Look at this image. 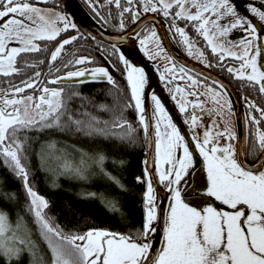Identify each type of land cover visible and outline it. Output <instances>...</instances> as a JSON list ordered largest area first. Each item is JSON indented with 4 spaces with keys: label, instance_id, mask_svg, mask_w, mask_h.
I'll use <instances>...</instances> for the list:
<instances>
[{
    "label": "snow or ice",
    "instance_id": "6c2138e0",
    "mask_svg": "<svg viewBox=\"0 0 264 264\" xmlns=\"http://www.w3.org/2000/svg\"><path fill=\"white\" fill-rule=\"evenodd\" d=\"M86 2L99 16L98 7L103 5H98V0ZM41 3L46 4L48 0H0V76L24 75L26 68H39L45 63L43 59L29 62L24 54L47 52V45L42 47L38 42L51 43L62 33L77 29L70 15L38 7ZM105 5H113L118 10L121 31L126 28V14L134 24L140 20L141 13H159L165 19L170 18L169 28L181 37L187 55L199 58L205 67L216 66L207 61L205 53L196 47L197 42L187 35L186 28L191 25L221 64L227 58L239 62L238 67H227L229 74L253 93L258 92L264 97V44L260 42L264 39V32L238 11L234 0H105ZM245 7L251 18L264 25V0H258V5L256 0H249ZM110 17L111 14L102 19L108 23ZM180 20L188 22L185 27L178 26ZM236 29L247 33L238 43L228 39ZM135 37L142 51L147 48V42L152 41L159 48L156 55L164 53L154 29L143 37L136 32ZM79 38L78 34L59 41L51 51L48 72L35 71L19 84L8 81L10 87L0 89V162L14 179L20 181L25 196L24 212L32 217L50 254L45 259L39 245L32 239L24 216L15 208L19 203L17 192L0 188L3 202L12 205L16 214L13 223L12 213L0 207V259L5 264H12L13 260L19 262L27 254L28 264H264V107L244 97L247 109L245 132L238 137L227 123L221 129L216 122L217 116L224 123V112L235 115L226 87L218 80L211 81L210 85L204 83L210 78L203 74L194 77L191 70L185 66L177 67L169 57L172 67L165 70L178 74L172 77L173 81L186 76L190 86L203 83L206 88V93L200 94L179 86L173 89L172 98L177 101L179 112L187 113L189 106L193 109L185 120V123L190 121V131L194 132L202 123V116H197L196 110L209 115L212 120L205 127L202 138L193 136L195 150L202 158L206 182L195 177L186 180L190 173L193 176L195 173L194 152L155 94L150 97L154 106L150 118L154 123H150L146 115L148 79L144 70L119 54L126 81V87H121L104 67H79L93 63L89 57L66 52L65 46ZM111 47L112 54L120 53L115 43ZM64 55L70 58L54 67ZM68 68L75 70L58 75L62 69ZM160 79L164 81V75L161 74ZM89 82L110 85L107 94L113 103L94 104L82 93L69 91L74 85ZM28 89L38 91L40 95H22ZM199 95H206L217 107L205 109ZM189 96L194 99H187ZM74 99L82 101L75 108L71 106ZM88 105L95 111H89ZM129 109H134L139 128L126 118ZM140 131L145 142L154 144V156L149 154L143 161V176L135 177L137 184L145 185L141 227L120 233L106 228L66 230L56 223V218L46 211L50 209L49 200L30 182L28 153L33 137L29 134L62 133L70 139L105 142L119 147L135 144ZM221 138L225 143L221 144ZM234 142L240 144V159H237ZM72 148L73 151H68L67 146L61 147L50 137L36 153L40 170L53 174L50 187L58 188L57 180L61 176L87 182L98 175L121 192L128 191L119 177L107 170L108 155L103 148L85 150L74 145ZM246 156L252 157L255 163H246ZM112 163L122 167L124 161L113 160ZM153 167L155 177L169 193L168 208L163 217L157 203ZM182 181L188 187H182ZM78 195L81 199H99L109 212L119 214L122 221H127L119 197L109 198L104 192L94 191ZM214 202L231 211L219 208ZM161 219L164 221L162 244L153 251L150 234L157 232L154 224Z\"/></svg>",
    "mask_w": 264,
    "mask_h": 264
},
{
    "label": "trees",
    "instance_id": "16d2710c",
    "mask_svg": "<svg viewBox=\"0 0 264 264\" xmlns=\"http://www.w3.org/2000/svg\"><path fill=\"white\" fill-rule=\"evenodd\" d=\"M43 6H52L53 8L62 9L58 0H48V3ZM63 36L57 38V41H53L52 48L55 47L59 40ZM95 40L84 37L80 40L84 46H80L79 55L84 54L90 56L93 60V64L105 63L110 69L111 74L121 87H126V81L123 75V67L118 59V54H112L111 47L104 44L105 52H98L97 45H94ZM48 42H44L47 45ZM68 46V45H66ZM69 48V47H68ZM27 54H24L26 56ZM107 57V60L104 59ZM115 65V67H113ZM119 69V70H117ZM5 80L8 77L4 78ZM10 86L0 87V89H7ZM111 86L107 83L101 82H89L83 83L78 88L77 92L82 93L84 96L93 100L94 104L107 103L111 105L113 103L112 97L108 95V90ZM82 101L74 99L71 106L77 107ZM89 111H95L91 105H88ZM126 118L133 123L137 128L140 126L136 121V113L134 109H129L125 113ZM106 118V117H105ZM33 137L31 144L32 147L29 150L28 165L31 170L30 182L33 184L37 192L46 197L50 202V209L46 210L48 215L56 218V223L67 229H87V228H106L111 231H117L120 233H127L130 230L140 228L143 219V207H142V194L145 190L144 184H137L135 177L143 176L142 172V156L144 153L145 139L143 132L140 131L138 139L135 144L115 146L111 143L95 142L89 143L86 140H79L75 138H69L62 133H30ZM55 139L59 142L61 147L67 146L68 151H73L72 146L82 147L85 150H91L95 147L103 148L107 155L106 168L127 186V192H121L115 185H113L106 178L101 176H93L89 181L69 180L64 176L59 177L57 183L58 188L53 189L50 184L53 180V174L41 171L36 153L41 150V145L49 138ZM113 160H123L122 167L114 166ZM54 167V165H51ZM0 181L3 184L0 185L5 191L15 190L19 196V203L15 205V208L19 210L20 215L28 221H31L32 217L24 212L23 205L25 203V196L21 191L20 181L14 179L12 174L3 167L0 162ZM84 191L104 192L109 198L119 197L122 211L127 215V221H122L119 214H113L107 210V208L100 202L99 199H81L78 195ZM0 207L7 209L12 213L11 219L16 218V214L13 211V206L4 203L2 197H0Z\"/></svg>",
    "mask_w": 264,
    "mask_h": 264
},
{
    "label": "flooded vegetation",
    "instance_id": "af4514ba",
    "mask_svg": "<svg viewBox=\"0 0 264 264\" xmlns=\"http://www.w3.org/2000/svg\"><path fill=\"white\" fill-rule=\"evenodd\" d=\"M79 1L82 2V4L84 5V7L88 11V13H91L95 17V19L98 21V23H100V25L102 24V26L104 28H106L108 31H110L111 33L114 32V33L122 34L124 32L131 31L134 26H137L138 24H141L142 27L137 31V32L141 33V37H143L146 34V32H148L149 30H153V29L156 31V33H157V35L159 37V33L157 31V27L155 26V24L147 23V22L144 21V18L146 16H154V15L157 16L166 25V31L168 32L170 40L173 42L175 48L179 52H181L186 59H190L191 61L197 63L198 65L200 64L208 72H213L218 78L222 79L223 82H225V85H227L231 90H233L236 93V95H237V97H238V99H239V101H240V103L242 105V110H243V114L244 115L246 114V111H247L246 106H245L244 97H249L255 103H257L260 107H264V97L259 96L258 92L253 93L250 88L244 86L241 81L236 80L231 74H229L227 72V70H226L227 67H238L239 62L236 61V60H233L231 58H227L221 64V62L218 61V57L214 56L211 53L210 49H208L207 46H206V42L203 40L202 37H200V36H198L196 34L194 28L191 25H188L187 28H186L187 35L191 39H193V40H195L197 42L196 43V47H198L201 51H203L205 53V58L207 59V61L209 63L213 64V65H216V66H214V67H205L204 63L200 62L199 58L190 57L189 55H187L185 46L180 42L181 41V37L176 35L174 33V31L170 30V28H169V25L172 23L170 18L169 19H165V17L162 16L161 14H159V13H153V12L141 13L140 20L137 23L134 24L131 21V17L128 14H126L125 15L126 28L123 31H121L119 29V27H118V25H119L118 10L113 5H105V0H98V5H103V7H98V11L100 12V15L98 16L95 12H93L92 8L89 6V4L86 2V0H79ZM234 2H235V4L238 7V11L242 15H245L246 17L252 19L253 22L256 23V26L258 27V29H260L261 32H264V25H261L258 21H255V19L251 18L250 14L247 13L245 4L248 3L249 0H234ZM256 3L258 5V0H256ZM37 6L41 7V8H52L54 10L59 9L58 7L57 8H53L52 6H48V5L43 6L42 4H38ZM139 7H140V5H139V3H137V8L139 9ZM64 14H66V13L64 12ZM109 14H111L109 22L105 23L104 20L102 19V17L103 18H107V17H109ZM66 15H69V14H66ZM72 22L75 23L73 19H72ZM187 23L188 22L183 21V20L177 21L178 26L182 27V28L185 27V25ZM78 34L80 36L79 39L74 41L72 44H69L68 46H65L66 52L69 53V54L72 53V52H75L78 57H89L91 59L90 56H87V55H84V54H81V55L78 54L80 46H84L82 43H80V40H83L84 37H89V38L93 39L91 36H89L88 34L83 32V30L78 25H77V29L76 30H69L66 33H62L61 35L63 36V38H61V40H59V41H62L63 39H67V38L72 37V36H77ZM246 36H247L246 32L242 31L241 29H236L229 35L228 39L238 43L242 38H244ZM221 39L223 40V38H221ZM93 40H95V39H93ZM135 41L139 44V41H138V39L136 37H135ZM261 41L264 43V39H262ZM44 42H46V41L38 42V43H40L41 46L43 47L45 45ZM94 43H95L94 45H97V47H98V52L102 53V52L106 51V49L104 47V44L99 43L97 41L94 42ZM147 44H148V46L144 50V53H146L148 55V57L150 58V60L152 62H154L155 64L159 65V66H157L159 71L156 68L155 69V74H156V76H157V78H158V80L160 82V85H162V88H163L165 94L169 97L171 103L176 108L178 114L180 116H182V118H183V120L185 122V120L188 118V116L192 113L193 109L189 106L188 112L185 113V114H181L179 112V110H178V107H177V101L173 100V98H172L173 89L175 87L179 86V87L185 88L186 91H189V92L196 91L198 94H200V93H206V88H205L203 83L202 84H198L196 86H190V82L187 80L186 76L184 77V79L177 78L176 80L173 81L172 77L176 76L178 74L176 72H169V71L165 70L166 68H171L172 67V64H171V62L169 60V57L172 58V56L170 55L169 52H167V50H166V48L164 46V43L161 41L160 37H159V47L164 50V53L162 55H159V56L156 55V53L159 51V48L157 47L156 43H154L152 41H148ZM52 45H53V42H51V43L48 42L47 43V47H48V51L47 52L30 53V54H27L25 56V58L28 59L29 62H36V61H38L40 59H43L45 61V63L43 65H41L39 68H32V67L26 68L24 75H16V76H13V77H8V79H6V80L4 79L6 77L0 76V87L10 86L8 81H12L15 84H19L21 80L26 79L29 76H32L33 73L35 71H38V70L41 71V72H48V70H49L48 69V60L50 59L51 51H53L54 48L57 46L56 45L55 47L52 48ZM233 50L234 51L238 50L237 52L240 51L239 48H233ZM69 58H70L69 55H64L63 59H58L54 63V67L55 66H60L62 63H64ZM104 59H106V61H108L106 56H104ZM172 60H173V58H172ZM175 64H176L177 67L182 66L181 64L176 63V62H175ZM79 67H88V68L104 67L111 74V69L105 63H102V64H93L92 63V64H89V65H83V66H79ZM72 70H75V69H72V68L62 69V71L60 73H58V75H63L64 72L72 71ZM161 74L164 75V77H165L164 81H162L160 79ZM191 74L194 77H199L200 76V74H198V73H196V72H194L192 70H191ZM211 81H213V80H208V81H205L204 83H207V84L210 85ZM103 83H106V82H103ZM80 85H82V84H80ZM80 85H74L72 88L69 89V91L70 92L71 91H76L77 92L79 90L78 87ZM48 86L49 87H57L55 85H48ZM24 94H34L35 96H39L40 92H38V91L33 92L32 89H28L22 95H24ZM177 98L179 99V94H177ZM187 99L193 100L194 97L189 96V97H187ZM199 99H200L201 102H203V105H204L205 109H207V110H213L214 108L217 107L216 105L213 104V102L210 99H208L206 97V95H199ZM232 106H233V103H232ZM233 110H234V106H233ZM196 114H197V116H202V123L195 128L194 132L193 131H190V132H192L193 135H198V136H200L202 138L203 132L205 130V127L210 125L212 123V120L210 119L209 115H207V114H205V113H203V112H201L199 110H196ZM213 114L215 115V112ZM254 114L258 115L256 113H254ZM223 119H224V123H221L220 122V117L217 116L216 122L219 124L220 128L223 129L225 127V124L227 123L228 126L231 128V130L234 133L237 134V125H236L235 115H230L229 113L224 112L223 113ZM185 124L190 129V121H189V123H185ZM223 143H225V141L223 140V138H221V144H223ZM234 143H235L236 150H237V153H238L237 159H240L238 142H234ZM245 159H246V161H247V163L249 165H252V164L255 163V160L252 157H250V156H246ZM161 188H163L165 191H167L163 187V185H161ZM168 203H169V201H168ZM161 244H162V242H161Z\"/></svg>",
    "mask_w": 264,
    "mask_h": 264
},
{
    "label": "water",
    "instance_id": "95a60500",
    "mask_svg": "<svg viewBox=\"0 0 264 264\" xmlns=\"http://www.w3.org/2000/svg\"><path fill=\"white\" fill-rule=\"evenodd\" d=\"M59 3H61L66 14H69L71 18L74 20V22L78 26H80L87 34L91 35L99 42H102L103 44L109 46L115 43L117 47L120 49V53L118 54L122 53L123 55H125L126 59H128L131 63L134 64V66H138L144 70L145 75L148 79V84L146 86V97H145L146 106H147L146 115L149 118L150 123H154V121H151L150 119L152 115V109L154 107L150 97L152 94H155L161 100L166 110L169 112V115L172 117L173 122L181 130L182 135L185 136L186 142H188L190 145V150L194 152L195 173L194 176L193 174L190 173V176L186 177L185 179L193 180L195 177V179L201 182H206V176L202 171V167H203L202 158L199 157L198 152H196L195 150L193 134L192 132H190L189 127L186 126L183 118L179 116L177 110L172 105L169 97L165 95L163 88L160 85L159 80L155 74V69L159 65L152 63L147 57V55L142 52L140 46L137 43H135L133 39L135 33L142 27V25L138 24L137 26H134L131 31L124 32L122 34L110 33L102 26V24L100 25V23H98L90 13L87 12L85 7L79 0H59ZM144 21L147 23L155 24L161 41L164 43L167 52L170 53V55L172 56L173 60L176 63H179L182 66H185L187 69H190L198 74H203V76L209 77L210 80H218L226 87L231 102L233 103L234 106L236 125H237V135L238 137H240L245 132V119H244L245 115L243 114L242 105L236 93L233 90H231L227 85H225V82H223L222 79L218 78L213 72H208L200 64L198 65L197 63L191 61L190 59H186L183 56V54L175 48L173 42L170 40L168 32L166 31V25L157 16L155 15L146 16L144 18ZM260 42L264 44L262 41ZM150 131L154 133V129H151ZM238 146L240 149L239 142H238ZM144 150L145 151L142 157V161L148 158L149 154H151V156H154L153 143L146 142ZM152 172L155 180L154 187L156 188L158 195L157 203L159 205L160 215L161 217H163L164 213L168 208L169 193L168 191H164L161 188L158 178L155 177L154 167L152 168ZM181 186L188 187V185H186L184 181L181 182ZM205 199H211V198H205ZM214 203L219 208L226 209V206L219 205V202H214ZM240 207L243 208L244 206H240ZM226 210L231 211V209H226ZM163 226H164L163 219H161L158 222V224H154V227H157L158 230L154 235L150 234V240L153 242V251L158 249L161 245Z\"/></svg>",
    "mask_w": 264,
    "mask_h": 264
},
{
    "label": "rangeland",
    "instance_id": "374dc122",
    "mask_svg": "<svg viewBox=\"0 0 264 264\" xmlns=\"http://www.w3.org/2000/svg\"><path fill=\"white\" fill-rule=\"evenodd\" d=\"M55 11L60 12L61 14H64V12L62 10L57 9ZM5 19H7V18H5ZM236 51H238V50H236ZM27 95H29V94H24V96H27ZM11 220L14 223L16 218H12ZM25 221L27 223V227L31 230L32 239L34 241H36V243L39 245L40 251L44 254L45 259H48L50 254L47 250L46 245L41 241V239L39 237V234L37 232V228H36L35 223L33 222V219H31V221H28L25 219ZM28 259H29L28 255L25 254V255H23V257L21 258V260L19 262H17L16 260H13L12 264H28ZM0 264H5L3 259H0Z\"/></svg>",
    "mask_w": 264,
    "mask_h": 264
},
{
    "label": "bare ground",
    "instance_id": "6f19581e",
    "mask_svg": "<svg viewBox=\"0 0 264 264\" xmlns=\"http://www.w3.org/2000/svg\"><path fill=\"white\" fill-rule=\"evenodd\" d=\"M106 29V28H105ZM107 30V29H106ZM108 31V30H107ZM110 32V31H109ZM128 32V31H127ZM111 33V32H110ZM112 33H114V32H112ZM117 34H119V33H117ZM133 39H134V41H135V35H134V37H133ZM97 42H99L98 40H96ZM99 43H102V42H99ZM135 43H137L136 41H135ZM103 44V43H102ZM138 44V43H137ZM139 45V44H138ZM140 46V45H139ZM140 48H141V46H140ZM143 53H144V51H142ZM118 54V53H117ZM146 54V53H145ZM119 55V54H118ZM147 55V54H146ZM147 57H148V55H147ZM149 58V57H148ZM149 60H150V58H149ZM151 61V60H150ZM152 62V61H151ZM152 63H154V62H152ZM155 64V63H154ZM160 83V82H159ZM78 85H80V84H78ZM162 86V85H161ZM164 91V90H163ZM165 93V92H164ZM166 95V94H165ZM168 97V96H167ZM173 105V104H172ZM176 109V108H175ZM180 116V115H179ZM182 117V116H181ZM193 134V133H192ZM194 136V135H193ZM145 144H146V142H145ZM145 147V146H144ZM144 154V153H143ZM143 157V156H142ZM141 161H142V159H141ZM142 172H143V161H142ZM163 189V188H162ZM164 190V189H163ZM165 191V190H164Z\"/></svg>",
    "mask_w": 264,
    "mask_h": 264
}]
</instances>
